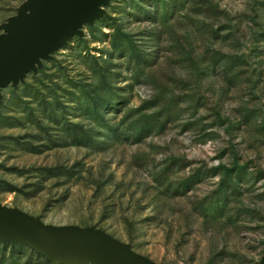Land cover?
<instances>
[{
	"label": "rangeland",
	"instance_id": "1",
	"mask_svg": "<svg viewBox=\"0 0 264 264\" xmlns=\"http://www.w3.org/2000/svg\"><path fill=\"white\" fill-rule=\"evenodd\" d=\"M83 0H0V48ZM0 221L97 230L154 264L264 260V0H98L0 59ZM0 264H136L0 233Z\"/></svg>",
	"mask_w": 264,
	"mask_h": 264
},
{
	"label": "water",
	"instance_id": "2",
	"mask_svg": "<svg viewBox=\"0 0 264 264\" xmlns=\"http://www.w3.org/2000/svg\"><path fill=\"white\" fill-rule=\"evenodd\" d=\"M97 1L98 0H83L77 9L70 26L60 39L46 44H20L16 46L0 48V59L19 56H36L60 49L72 38L79 25L94 8ZM0 233L14 234L36 239L57 236H74L85 238L136 264H154L150 260L130 251L97 230L72 226L42 227L18 225L0 221ZM262 264H264V260Z\"/></svg>",
	"mask_w": 264,
	"mask_h": 264
}]
</instances>
